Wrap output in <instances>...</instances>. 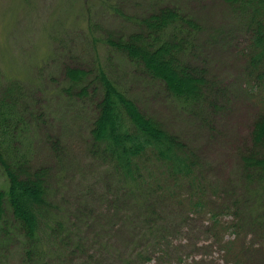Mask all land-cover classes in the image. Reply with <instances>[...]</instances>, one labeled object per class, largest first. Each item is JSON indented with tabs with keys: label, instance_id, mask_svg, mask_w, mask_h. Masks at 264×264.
<instances>
[{
	"label": "trees",
	"instance_id": "trees-1",
	"mask_svg": "<svg viewBox=\"0 0 264 264\" xmlns=\"http://www.w3.org/2000/svg\"><path fill=\"white\" fill-rule=\"evenodd\" d=\"M184 1L171 0L167 5L168 1L153 0L140 18L131 15L128 24H115L118 29L112 25L100 28L98 17L94 26L104 33L106 44L122 56L120 66L125 68L110 70V60L106 67L95 56L94 44L88 45L85 37L79 36L77 48L66 53L82 51L84 61L94 69H67L66 97L53 100L51 105L58 109L51 113L48 107L45 118L40 117V111H29L24 103L36 93L27 80L13 78L0 85V165L8 184L0 192V221L6 225L0 226L1 236L9 239L13 234L26 243L37 242L44 215H54L58 194L72 186L78 172L87 171L85 164L98 167L94 174H101L104 184L110 176V190L106 188L103 195L110 197L113 191L121 202L116 200L118 206L113 209L110 199L111 215L134 195H143L144 203L157 193L175 196L177 190H189L192 197L204 192L209 164L204 162L197 141L205 140L194 134H205L207 140L215 135L213 112L219 109L218 103L226 102L224 93L254 105L250 147L236 154L230 173L247 186L253 184V202L264 203V0H219L215 9L202 7L197 13L184 9ZM88 22H93L89 16ZM241 39L245 45L232 59L229 52ZM209 65H215L212 72H223L226 78L236 74L232 87L212 76ZM193 72L199 74L198 79ZM152 97L167 106L166 111L158 104L156 107ZM223 140L228 143L227 136ZM16 142L23 148L20 156L10 152L9 144ZM42 142H46L45 152L39 147ZM33 161L34 166L30 165ZM230 185L227 179L222 183ZM79 193L82 204L74 208L75 214L98 203L104 205L93 188ZM199 204L191 203V208L199 209ZM252 208H244L246 225L257 227V237L264 240V210ZM8 214L12 224L5 222ZM68 217L61 219L69 224ZM133 217L139 219L140 215L135 212ZM57 225L62 227L58 221L47 227L54 232ZM55 238L52 235L43 244L39 241L36 248L49 251ZM57 238L64 242L65 238ZM129 247L126 250L132 253ZM58 249L65 252L63 245Z\"/></svg>",
	"mask_w": 264,
	"mask_h": 264
},
{
	"label": "rangeland",
	"instance_id": "rangeland-1",
	"mask_svg": "<svg viewBox=\"0 0 264 264\" xmlns=\"http://www.w3.org/2000/svg\"><path fill=\"white\" fill-rule=\"evenodd\" d=\"M152 1L0 0V73L5 78L0 80V85L14 81L10 80L13 78L27 80L36 93L26 97L24 103L29 105V111H40V117L45 118L48 107L51 113L58 109L51 105L53 100L66 97L68 80L65 71L94 69L84 61L82 51L66 53L77 48L79 36L85 37L88 45L94 44L95 56L106 67L110 60V70L114 67L123 70L124 65L120 66L122 56L106 44V36L96 29L94 21L99 17L100 28L112 25L118 29L119 26L115 24H128L126 19L129 16L139 17L146 13L149 10L147 5ZM166 1L167 5H171V0H161L162 3ZM181 5L184 9L189 8L188 12L192 10L197 13L202 7L215 9L219 0H204L203 3L185 0ZM88 16L92 18V24L88 22ZM243 45L245 41L241 39L238 46L229 52L232 59H235L233 55H237V49ZM214 66L209 65L210 74L232 87L236 74L226 78L223 72H212ZM59 68L63 73L56 72ZM192 74L195 80L199 78L196 72ZM140 87L143 88L142 85ZM223 95L224 99L227 97L226 102L218 103L219 109L213 112L217 119V123L213 124L215 135L207 140L205 134H194L195 138L203 137L205 140L197 141L201 145L199 148L204 162L209 164L210 175L202 185L204 192L192 197L187 194L189 190H177L175 196L157 193L150 202L144 203L143 195H134V199L121 205L113 216L108 207L110 199L114 203L113 209L118 206L115 204L118 201L116 193L111 191L110 197L103 195L106 188L110 190V176H106L109 181L104 184L103 176L94 174L98 167L87 168L85 164L87 171L78 172L71 181L72 186L58 194L54 215H44L37 242L26 243L16 235L13 237V234L9 239L0 235V264H90L92 261L98 264H125V261L130 264H264V240L257 237V227L252 229L253 226L246 225L247 213L244 212V208L253 206L252 209L257 208L255 212H262L264 203H257V200L253 202V184L247 186L235 180L230 173L236 156L246 146L250 147L251 115L255 108L252 103L245 104L237 95ZM152 99L156 107L158 104L162 112L166 111L167 106L158 98ZM194 114L198 113L195 111ZM55 116L53 114L52 117ZM226 136L228 143L223 140ZM3 141L1 148L5 146ZM44 143L39 145L43 152L46 147ZM9 146L12 148L10 152L21 155L23 148L18 142ZM59 157L62 159L61 155ZM35 164L34 161L30 162V165ZM80 168L83 169L82 166ZM57 175L60 179L61 175ZM226 179L232 183L230 188L222 186ZM7 186V178L0 165V192L6 190ZM101 187L103 189L100 190ZM89 188L96 190L104 205L98 203L93 208H86L83 214H75L74 208L82 204L80 199L83 195L79 190ZM193 191L196 193L191 189ZM198 201L200 208H191V203ZM141 204L146 207L143 208ZM90 211L94 214L91 215ZM135 212L140 215L139 219L133 217ZM63 215L70 217L69 224L65 221L66 217L65 220L61 219ZM55 221L62 227L57 225V229L53 228L55 231L52 232L47 226L50 227ZM5 222L12 224L9 214ZM0 226L6 225L0 221ZM52 235L56 238L49 251L36 248L39 241L41 244L46 243ZM57 237L65 238L64 242L60 240V243ZM66 241L68 249H65ZM61 245L65 252L58 249ZM125 245L132 248V253L126 250Z\"/></svg>",
	"mask_w": 264,
	"mask_h": 264
}]
</instances>
